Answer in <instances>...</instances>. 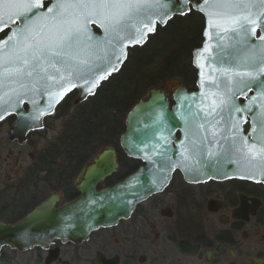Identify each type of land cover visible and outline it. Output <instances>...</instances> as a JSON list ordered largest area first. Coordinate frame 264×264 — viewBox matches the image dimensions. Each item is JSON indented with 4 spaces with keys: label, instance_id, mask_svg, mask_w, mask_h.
Wrapping results in <instances>:
<instances>
[{
    "label": "flooded vegetation",
    "instance_id": "obj_1",
    "mask_svg": "<svg viewBox=\"0 0 264 264\" xmlns=\"http://www.w3.org/2000/svg\"><path fill=\"white\" fill-rule=\"evenodd\" d=\"M184 17L174 15L163 25L156 22V31L148 35L145 44L154 39L165 41L172 30L183 25ZM92 28L101 34L96 24ZM10 30L5 28L0 40ZM259 34L257 31L256 37ZM166 91L172 106V91ZM75 95V91L68 93L43 118L41 130L53 118L65 123L73 119ZM30 107L29 100H22L24 112ZM17 119L18 115L11 113L0 123V128L10 123L8 139ZM125 120L126 116L111 144L101 145L87 137L85 146L40 147L25 154L19 172H14L18 177L0 180V222L8 226L20 223L54 196L59 197L56 208L78 199L81 191L77 181L83 180V170L106 147L114 148L118 167L97 181L96 191L112 188L146 166L141 159L129 156L120 144ZM243 129L247 134L248 121ZM36 131L40 130L29 131L22 144ZM175 136L181 139L179 129ZM10 142L22 145L16 140ZM2 145L0 140V152ZM172 145L176 148L175 141ZM184 164L174 157L167 165L172 168L171 177L167 181L150 179V194L130 202L113 221L99 224L85 235L73 232L69 238L53 237L24 248L3 245L0 264H264V183L239 178L190 181L183 173ZM154 184L163 186L155 188ZM103 218L101 213L98 219Z\"/></svg>",
    "mask_w": 264,
    "mask_h": 264
},
{
    "label": "water",
    "instance_id": "obj_2",
    "mask_svg": "<svg viewBox=\"0 0 264 264\" xmlns=\"http://www.w3.org/2000/svg\"><path fill=\"white\" fill-rule=\"evenodd\" d=\"M179 2L180 0H176V3ZM204 2L205 0H195L189 4L188 10L183 13H189L193 9L204 17L203 41L201 46L194 49L192 54V65L197 76L196 90H188L178 78H173L167 84L169 90H174L172 106L168 92L152 88L127 113L125 131L120 137V144L129 156L141 159L146 163V166L139 168L137 172L114 187L96 191L97 181L109 176L118 167L114 148H104L94 158L93 162L83 170V180L77 181V187L81 191V196L78 199L56 208L54 205L59 197L54 196L49 202L35 208L20 223L8 226L0 222V248L3 245L24 248L34 243H42L44 240H51L53 237L69 238L72 237L73 232H76L77 235H85L99 224L113 221L117 213L130 202L134 203L135 200L139 201L150 194V179H165L167 181L171 177L172 168L168 169L167 165L172 162L174 157L182 160L185 157L188 158L186 161L184 160L185 164L181 167L186 179L190 181H203L211 178H239L264 183V174L257 166L258 162H249L236 153L230 157L234 163L227 164L225 162L223 153L228 147V140L225 138L231 139L233 137L231 122L240 121L241 114L233 113L229 119L228 109L225 108L222 113L223 122L218 127L216 126L217 116L207 115L209 102L216 99L213 94H223L225 91V78L216 70L245 71L246 68L241 65V61L247 62L246 58L259 55L254 50L264 48V44H261L258 39L259 36L264 35V31L257 29L260 33L259 36L250 37L247 45L239 44V37L234 36L231 32L227 34L212 32L213 38L209 41L210 25L206 11H216V9L209 7L206 11H201ZM252 11H256V9L253 8ZM179 14L183 15L175 13L171 17ZM155 20L162 25L165 24L159 17H155ZM97 26L100 28L99 25ZM15 30V27L12 26L8 36ZM100 30L101 34L99 35H103V30L101 28ZM151 33L154 32H148L147 36ZM8 36L0 41L8 39ZM146 41L147 37L139 44L126 40L124 42L125 58L120 63L113 60L116 70L110 71L105 79L98 81L91 94H85L78 86L68 91L63 98L68 93L77 91L74 105H79L94 96L101 83L121 69L127 59L128 48L142 46ZM206 45H209L212 50L211 58L205 53L203 58L197 61V50L203 49ZM198 63L206 66L198 67ZM75 83L80 85L83 82L77 80ZM13 88H17V94L13 93ZM253 95H256L258 99L249 111L243 113L244 123L249 122L247 134L243 129L244 123L241 124V129L242 134L249 139V143H258L256 137H264V128L259 123L260 120L264 119V98L259 97V89L253 86L251 91L238 95L236 102L241 106L248 105L250 103L249 98ZM22 100L30 101L31 107L28 112L23 111ZM59 102L49 108V101L38 92L29 91L25 94L15 84L10 87L0 85V115H3L4 119L11 113L18 115V119L9 131V139L11 141L16 140L20 144L25 142L29 131L43 128V118L52 113ZM200 125H204V127H200ZM253 127L256 129L255 132H253ZM178 129L182 133L179 140L175 136ZM213 131L216 132L219 143L210 142ZM202 139L203 145L200 144ZM173 141L176 143V148L172 145ZM194 144L203 148V157L199 155L198 151H193ZM208 149L215 153V156L211 158L214 161L211 169L208 166ZM162 186L163 184H154L155 188ZM94 212L98 216L94 215ZM101 213L104 214V218L99 220L98 217Z\"/></svg>",
    "mask_w": 264,
    "mask_h": 264
},
{
    "label": "snow or ice",
    "instance_id": "obj_3",
    "mask_svg": "<svg viewBox=\"0 0 264 264\" xmlns=\"http://www.w3.org/2000/svg\"><path fill=\"white\" fill-rule=\"evenodd\" d=\"M193 2L195 0L179 3L176 0H0V31L12 26L16 29L8 39L0 41V85L15 84L25 94L38 92L49 101V108L72 88L79 86L82 92L91 94L98 81L116 70L113 60L120 63L125 58L126 40L142 43L148 32L156 31L155 17L166 23L173 14L185 13ZM209 7L216 11H206ZM253 8L256 11H252ZM201 11H206L209 17V41L213 38L212 32H231L239 37V44L247 45L250 37H256L257 29L264 31V0H211V3L205 0ZM92 24L99 25L103 35L95 33ZM258 39L264 44V35ZM254 51L259 55L246 58L247 62L241 61L245 71L216 70L225 78V91L213 94L216 99L209 102L207 115L217 116L218 127L223 122L225 108L229 119L233 113L241 114L240 121L231 122L233 137L225 138L228 140L223 153L225 162L234 163L230 157L236 153L249 162H258L264 174V137H256L258 143H249L241 129L245 122L243 113L251 109L258 97H250V103L245 106L236 102L238 95L246 94L253 86L259 89V97L264 98V48ZM205 53L211 58L209 45L197 50V61ZM197 66L206 65L198 63ZM77 80L83 83L77 85ZM12 91L17 94V88ZM3 119L0 115V120ZM259 123L264 128V119ZM210 142L219 143L215 131L211 133ZM200 144L203 145V139ZM193 151L204 156L199 145L194 144ZM207 156L211 169L215 153L208 149Z\"/></svg>",
    "mask_w": 264,
    "mask_h": 264
},
{
    "label": "trees",
    "instance_id": "obj_4",
    "mask_svg": "<svg viewBox=\"0 0 264 264\" xmlns=\"http://www.w3.org/2000/svg\"><path fill=\"white\" fill-rule=\"evenodd\" d=\"M203 27V15L191 9L183 25L175 32L172 30L165 41L154 39L131 48L121 70L82 105L85 110L76 112L75 118L66 122L55 146H85L87 137L101 145L111 144L121 132L122 118L150 88L166 89L170 79L179 78L184 85L195 89L196 70L191 52L203 39Z\"/></svg>",
    "mask_w": 264,
    "mask_h": 264
},
{
    "label": "rangeland",
    "instance_id": "obj_5",
    "mask_svg": "<svg viewBox=\"0 0 264 264\" xmlns=\"http://www.w3.org/2000/svg\"><path fill=\"white\" fill-rule=\"evenodd\" d=\"M167 89V85H166ZM90 100V99H89ZM88 100V101H89ZM88 101L74 106V117L75 113L85 110V105ZM65 121L59 120V118H53L46 123L43 130L33 132L28 142L19 145L11 143L8 139V130L10 123H4L0 128V140L2 141V149L0 152V180L5 178H17L14 172H19L17 168L23 165V156L32 152L34 149L40 147L55 146L65 128Z\"/></svg>",
    "mask_w": 264,
    "mask_h": 264
}]
</instances>
